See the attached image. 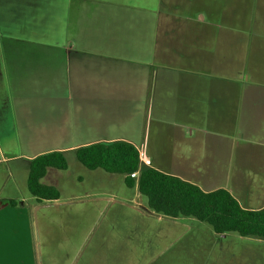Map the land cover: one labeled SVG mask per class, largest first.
I'll return each mask as SVG.
<instances>
[{
  "label": "crops",
  "instance_id": "obj_1",
  "mask_svg": "<svg viewBox=\"0 0 264 264\" xmlns=\"http://www.w3.org/2000/svg\"><path fill=\"white\" fill-rule=\"evenodd\" d=\"M2 121L0 175L9 162L27 175L39 155L121 141L149 168L263 209L264 0H0ZM10 182L0 184V264H35ZM146 213L176 248L144 264H221L204 251L229 233L200 227L209 242L197 243L176 233L196 219ZM192 249L202 252L180 256Z\"/></svg>",
  "mask_w": 264,
  "mask_h": 264
},
{
  "label": "rangeland",
  "instance_id": "obj_2",
  "mask_svg": "<svg viewBox=\"0 0 264 264\" xmlns=\"http://www.w3.org/2000/svg\"><path fill=\"white\" fill-rule=\"evenodd\" d=\"M7 126L9 122H0L1 145ZM65 158L66 169L48 168L41 180L56 188L59 198L40 204L42 208L37 210L33 208L36 200H30L27 171L21 161L9 162L8 167L6 163L4 169L8 171L0 175V184L11 180L6 193L21 198L16 199L17 207L23 204L29 214L35 264H144L151 257L173 256L175 233L162 235L156 217L146 213L145 199L124 183L122 175L89 170L74 154ZM195 221L196 224L190 223L188 234L182 229L175 232L180 236L184 233L185 239L195 236L197 243L209 242L207 232L200 227L209 230L210 225ZM253 239L229 233L225 238H215V245L204 253L206 257L221 258V264H233L242 256L256 257L257 252L264 258V243L257 250ZM200 252L192 249L180 256L190 258L189 254L197 256ZM259 264H264V260L260 259Z\"/></svg>",
  "mask_w": 264,
  "mask_h": 264
},
{
  "label": "trees",
  "instance_id": "obj_3",
  "mask_svg": "<svg viewBox=\"0 0 264 264\" xmlns=\"http://www.w3.org/2000/svg\"><path fill=\"white\" fill-rule=\"evenodd\" d=\"M74 153L87 169L122 175L128 187L137 186L154 213L171 218H194L210 225L216 235L236 233L240 237L264 240V208L245 210L223 189L203 192L197 186L153 168H140L138 153L128 143H96L78 148ZM48 168L66 169L64 153L42 154L29 162L27 188L37 203L59 198L56 188L41 182ZM136 171L138 177L131 178L130 174Z\"/></svg>",
  "mask_w": 264,
  "mask_h": 264
},
{
  "label": "built area",
  "instance_id": "obj_4",
  "mask_svg": "<svg viewBox=\"0 0 264 264\" xmlns=\"http://www.w3.org/2000/svg\"><path fill=\"white\" fill-rule=\"evenodd\" d=\"M135 149H136V151L138 153L139 167L140 168H142V167H150L151 161L148 158V156L146 155V153L144 152V150H142L139 147H136ZM130 177L133 178V179H136L138 177V171L130 174Z\"/></svg>",
  "mask_w": 264,
  "mask_h": 264
}]
</instances>
